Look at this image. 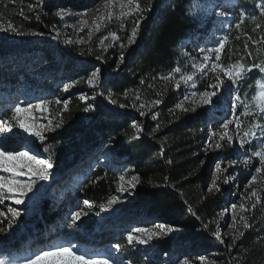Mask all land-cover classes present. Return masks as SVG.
<instances>
[{"label":"trees","instance_id":"obj_1","mask_svg":"<svg viewBox=\"0 0 264 264\" xmlns=\"http://www.w3.org/2000/svg\"><path fill=\"white\" fill-rule=\"evenodd\" d=\"M58 1L0 0V23L6 28L10 21L20 29L19 34L0 30V59L28 52H38L49 59L56 54L75 80L86 79L97 68L101 70L100 76L105 77L106 72L115 67L107 50L98 48L94 41L66 42L58 33L64 29L57 13ZM234 2V6H224L228 11L231 9V19L222 36V39L228 36V42L221 51L219 63L227 66L237 61L245 65L264 62V41L261 40L264 16L257 7L261 0ZM191 4L192 0H143L147 18L139 26L137 42L123 53L118 69L106 76L107 83L104 82L97 93L99 97L103 91L123 110L104 103L91 120L85 121L81 105L75 101V108L66 114L63 128L59 130V139H75V143L84 147L76 160H85L100 145H110L118 163L133 169L139 177L134 198L129 203V219L133 216L154 218L177 229L174 236L158 241L156 256L142 254L131 247L124 236L115 239L119 233L112 230L98 233L94 243L119 246L118 250L129 264H179L182 258L189 264H264V173L255 171L260 167L258 159L232 171V184L217 179L219 190L209 191L213 162L218 157L234 156L232 144L218 137L212 143L219 142L221 147H208L204 112L183 102L171 78L162 79L176 67L183 70V52H191L196 38L206 29L192 13ZM252 16L257 19L253 21ZM116 23L107 31L118 33ZM257 24L260 27L257 28ZM9 37L14 39L7 40ZM212 75L216 80L217 72ZM258 75L259 70L253 68L242 79L241 97L245 98V93L251 96ZM29 80L36 81L32 76ZM157 100L160 103H154ZM181 103L189 110L176 107ZM250 119L243 118V122L247 124ZM134 123L141 129L139 132L133 127ZM261 145H264V137L258 134L244 149L250 156ZM253 175L257 180L251 183L252 190L257 189L261 200L249 198L250 193L245 197L233 194L231 200L237 206L245 205L246 211L241 210L237 216H245L251 227L245 229L241 225L234 230L236 234L221 230L224 209L227 218L231 219L233 214L224 193L229 190L233 193L238 184L249 185ZM118 177L116 169L97 166L82 180L72 197L78 201L88 200L98 210L99 205L116 193ZM46 207L43 225L38 226L41 228L59 217L53 205ZM0 211L6 210L0 206ZM0 226L6 228L7 220ZM75 228L64 224L60 229L54 228L51 234L54 239H62L75 235ZM86 228L91 230L90 226ZM12 233L8 229L0 233V244L8 243ZM161 255H166V262Z\"/></svg>","mask_w":264,"mask_h":264},{"label":"rangeland","instance_id":"obj_2","mask_svg":"<svg viewBox=\"0 0 264 264\" xmlns=\"http://www.w3.org/2000/svg\"><path fill=\"white\" fill-rule=\"evenodd\" d=\"M140 3L144 8L143 0H140ZM234 4V0H192V4L190 5L192 13L197 16L201 25L205 26L206 29L196 38L191 46V52H183L185 66L182 71H193L191 64L194 60L202 62L203 53H201V49H215L218 46L223 33L229 27L231 19V9L229 8L228 11L224 6H234ZM56 6L58 7L57 13L64 27L58 33L61 34L66 42L87 43L88 41H94L98 48L109 52V56L115 62V67L113 70H108L106 76L118 69L121 64V53H124L137 42L138 33L135 42L128 43V38L135 26V22L139 20L140 26L141 22L147 18L144 11L142 19L139 15H134L124 20L113 18L110 21H100L99 17L101 15L107 16L105 0H60L56 3ZM219 13H224L225 15L221 16ZM81 21H87L88 23L82 26ZM94 22L101 24L99 31L95 30ZM115 22L119 24V32H115L119 40H113L110 35L113 31H107ZM121 24H123V27H121ZM82 27L83 30H81ZM89 29H92L91 36L89 35ZM104 37H107V39H103ZM12 39L14 37L7 38V40ZM102 39L103 43H101ZM121 44L124 45L123 48ZM182 47L183 45H181ZM210 55L211 60L206 71L203 73L198 72L193 83L184 84L181 82L180 86L177 87V81L180 79L179 73H175V76L171 77V81L175 88L181 92L183 102L200 108L204 112L206 118V139L209 140L207 146L216 148L215 144L212 143L214 140L212 133L222 134L225 131L222 125L227 121H234L235 117H239L243 121L244 117L240 115L243 109L239 105V102H237L238 106L235 110L232 108V102L236 95H240L242 80L237 84H233L222 70L217 69L216 72L220 80L223 81V84L218 89L210 87V85L217 83V80L212 75L214 72L211 68V64L215 62V55L214 53ZM54 63H58L59 65H52ZM92 72H90L89 76ZM70 73L69 68L62 64L56 54L49 59L41 53L28 52L18 57L9 56L0 59V119L8 118L11 115L12 109L17 104L22 107L32 104L36 119L45 125L51 121L55 129L52 132H48L45 129L46 140L44 144H41L39 140L33 143L32 138L27 133H23V130L19 128H13L11 133L0 135V146H5L9 150H19L21 145L30 147L34 153L36 151L40 152V158H50L54 165L51 169L52 174L49 180L38 181V186L41 187V192L38 195L32 196V194H29L31 199H27L24 205H16L11 200H6L4 204L0 205L5 208V212H7L9 206L21 210V216L17 222L11 229H8L13 232L11 240L6 244H0V256L7 257L9 260H23L38 249L53 244L71 242L78 245L81 251L89 255H99L109 258L112 264H129L116 245L103 246L94 243L97 234L103 230H112L114 233H119L118 236L114 237L115 239L124 236L127 241L128 233L137 228L159 231L157 226L160 224L172 227V232L153 237L147 244L135 242L129 244L127 242L131 247L139 250L144 255L156 256L159 253L158 241L163 237L174 236L177 233V229L154 218L133 216L132 219H129L127 212L129 210V203L134 198V188L130 187L127 181L132 176H137L136 173H133V169H127V167H122L118 163L110 145H100L85 160H76L77 155L84 151V147L75 143V139L67 141L59 139V130L63 128L66 114L72 108H75V101H78V104L81 105L85 121L91 120L104 103L111 105L113 108L117 107L115 103H112V98L107 96L103 91L99 97L97 96L99 88H103L104 82L107 83L106 76H100L98 83L93 86L87 83L89 76L86 79L75 80ZM261 75L259 72L257 78H260ZM31 76L36 81H30L29 78ZM43 82H46L48 85L45 86ZM42 83L43 85H41ZM65 85H69L66 91ZM100 85L101 87H99ZM48 86H52V88L50 89ZM205 90L217 92V95L212 98V103L206 105L200 104L198 97H193L192 95L193 92L201 93ZM241 99L243 100L244 98L241 97ZM57 100L61 101V103H56ZM64 100L69 101L67 109L63 106ZM41 101L45 102L44 107L46 110L44 111L35 109V106L40 104ZM90 105L91 110L85 111ZM117 108L123 110L122 107ZM144 110H147V108L144 107ZM56 124H60V127H55ZM228 132L233 137L229 142L232 144L235 155L215 159L211 169L212 183L210 184V188H214L212 187L213 181L217 179H221L224 182L227 180L226 183L232 184L231 172L244 168L245 164L243 161L249 157L246 149L240 147L239 136L234 122L229 124ZM9 137H13L14 142L10 141ZM218 137L219 135L215 138ZM37 145H40L39 149H37ZM44 146H49L51 152H43ZM233 161L235 163H232ZM218 164L220 165V171H217ZM100 165L114 168L119 173L117 191L111 196L118 197V202L106 211H101L100 207L96 210L94 205L91 209H88L83 203L85 199L78 201L76 197H72L74 191L80 187L82 180ZM121 176L125 178L124 181L120 180ZM121 186L124 188L123 191H121ZM251 192V184L245 186L238 184L234 188L233 193L232 190L224 193L228 204L230 202L233 214L231 219L227 218V211L224 209L221 230L236 234L234 230L243 225V222L240 220V216H237L241 213L240 207L232 208V205L235 204L231 203L234 197L233 194L245 197ZM107 201L103 204H106ZM47 205H53L59 211V217L56 216L50 225L41 228L38 226L43 225V211L47 209ZM81 210L87 214L82 215L79 220L73 222L72 213ZM234 217L235 220L233 219ZM59 220L61 221L59 222ZM64 224H69L74 228L79 225L81 227L75 228V235L62 239H54V235L51 232L54 228L60 229ZM88 226H90L91 230L86 228ZM40 230L42 235L39 236ZM133 234L143 235L141 233ZM161 258L166 262V255H161ZM202 259L203 257L200 256V260ZM184 260L185 258H182L179 264Z\"/></svg>","mask_w":264,"mask_h":264},{"label":"snow or ice","instance_id":"obj_3","mask_svg":"<svg viewBox=\"0 0 264 264\" xmlns=\"http://www.w3.org/2000/svg\"><path fill=\"white\" fill-rule=\"evenodd\" d=\"M257 7L260 9V15L264 16V0H261ZM105 8L107 9V16L101 15L99 17L100 21L108 20L110 21L113 18L124 20L127 17L134 15H139L141 19L143 18V13L146 11L145 8L141 6L140 0H105ZM118 10V11H115ZM223 16L224 13H219ZM243 18V14H241ZM2 18V17H0ZM37 19L39 17L37 16ZM251 19L255 21L256 16H252ZM242 22V20H241ZM81 25H86L87 21H81ZM140 21L135 22V26L132 29L131 35L128 38V43H134L135 38L138 33ZM95 30L99 31L101 24L95 23ZM123 27V24H121ZM237 28L240 27V24L236 25ZM256 27H260L259 24ZM0 30L12 31L15 33H20V29L14 26L10 21L5 28L2 23H0ZM83 30V27L81 28ZM92 29H89V35L91 36ZM113 40H119V37L115 32L110 33ZM103 39H107L104 37ZM103 39L101 43H103ZM264 41V37L261 38ZM228 42V36H224L218 43V46L215 49H201L203 53L202 62H194L191 64L193 71L186 72L182 71L180 67L174 68L167 76L162 77L164 80H169L174 73L180 74V79L177 81V87L180 86V83L189 84L193 83L197 73H203L206 71L209 61L211 60V55H215V62L211 64L213 72H216L217 69H220L228 77V79L233 83L237 84L240 80L246 77V74L251 72L253 68L258 69L262 74L260 78H257L254 81L255 90L249 97L245 93V98L242 100L240 95H236L235 99L232 102V108L235 110L237 108V102L242 106L243 111L241 112V117L251 118L250 121L245 124L239 117H235L234 121L225 122L222 127L224 132L218 134L216 132L212 133V137L215 138L219 135L220 140L227 139L231 141L233 137L229 135L228 127L229 124L235 123L237 134L239 136L240 147L244 148L246 144L251 143V141L257 138L259 134L261 137H264V62L253 63L252 65H245L242 61H237L234 64H229L227 66L219 63L221 59V51L224 49L225 44ZM123 48L124 45L121 44ZM121 59H123V53H121ZM100 69L97 68L91 73L87 78V83L89 85H96L100 79ZM217 83L215 85H210L214 89H218L220 85L223 84V81L220 80L219 76L216 77ZM69 85H65V91L68 89ZM252 87L251 85L249 86ZM193 97H198V102L200 104H210L212 103V98L217 95L216 91H207L201 93H192ZM187 99V97H185ZM56 103H61L57 100ZM116 103V101H112ZM154 103H160L159 100ZM45 102L41 101L40 104L35 106L36 110L44 111ZM69 101L64 100L63 106L65 109L68 108ZM123 106V105H122ZM177 108H180L182 111H188L189 109L184 108L183 104H177ZM34 106L32 104H27V106L22 107L17 104L11 112V115L6 119H0V135H5L12 132L13 128H19L23 130V133H27L29 137L32 138V142L35 143L36 140H39L41 144H44L46 140L45 129L48 132L54 131L52 122L49 121L47 125L40 123L34 115ZM91 110V105L89 108H86L85 111ZM195 110V109H191ZM143 114V113H142ZM156 117L153 116V119ZM55 127H60V124H56ZM133 127L139 132L141 129L135 123ZM10 141L14 142L13 137H9ZM215 147H221L219 142L216 143ZM40 148V145H37V149ZM43 152H51L49 146L43 147ZM253 159H258L260 167L255 169L256 173H264V145L259 146V148L251 153V155L243 161L245 166L251 164ZM232 163H235L233 161ZM53 162L49 159L40 158V152H33L32 148L21 145L19 150L12 149L9 150L5 146H0V205L4 204L6 200H11L16 205H24L27 199H31L29 194L36 196L41 192V187L38 186V181H47L51 176V169L53 168ZM220 165H217V171H220ZM124 177L121 176L120 180L124 181ZM257 177L252 176L250 184L255 182ZM139 182L138 176H132L128 181V185L132 188H135L136 183ZM227 182V180H225ZM212 187L218 189L215 181H213ZM124 188L121 186V191ZM209 191H212V188H209ZM255 198L257 201L261 200V196L258 194L257 189L253 188L250 193L249 198ZM118 197H111L106 204L99 205L101 211H106L111 208V206L118 202ZM84 205L88 209L93 207V203L85 200ZM253 208L255 204L252 205ZM237 205L233 204L232 208L235 209ZM241 210L246 211L245 205L241 203L239 205ZM87 213L83 210L73 212L72 220L77 221L81 218L82 215ZM21 216V210L15 207L9 206L7 212L0 211V225H3L4 219L7 220L6 228L0 226V233H4L7 229H11L12 226L17 222L18 218ZM235 220V217L233 218ZM240 220L243 222V227L245 229L250 228L251 225L248 223V220L245 216H240ZM159 231H151L149 229L137 228L130 231L127 235V242L129 244L138 243V244H147L149 240L153 237L166 235L173 231L172 227H167L163 224L157 226ZM235 227V225H233ZM133 233H141L143 235H134ZM214 235H219L214 233ZM243 235V233H240ZM235 239V236H233ZM119 247V246H117ZM0 264H112V261L103 256L99 255H89L84 251L79 249V246L71 242L62 243V244H53L46 246L44 248L34 251L28 258L23 260H9L7 257L0 256ZM181 264H189L187 260L181 262Z\"/></svg>","mask_w":264,"mask_h":264}]
</instances>
